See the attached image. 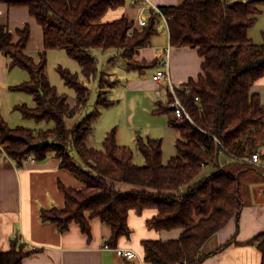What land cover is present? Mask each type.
<instances>
[{
  "label": "trees",
  "instance_id": "obj_1",
  "mask_svg": "<svg viewBox=\"0 0 264 264\" xmlns=\"http://www.w3.org/2000/svg\"><path fill=\"white\" fill-rule=\"evenodd\" d=\"M0 2L10 8L29 9L45 38L36 60L27 53L30 27L19 32L21 41L15 45L9 29L0 25V53L10 59L8 68L29 74V81L11 87V91L35 101V107L18 105L15 111L27 120L55 126L48 131L12 128L0 113L2 151L19 170L30 157L38 163L54 156L61 170H68L86 184L79 190L61 185L65 209L42 211L41 220L57 225L61 234L75 223L90 236L91 221L100 218L112 228L109 248H116L120 239L132 234L128 226L131 211L155 209L158 215L147 223L151 230L184 233L178 240L144 242L149 264H201L235 243L230 240L214 253L203 251L229 221L239 219L250 203L251 188L264 184V170L240 161L261 150L264 162V105L251 91L264 77V41L257 44L249 38V31L263 14L264 0H181L176 7L160 9L168 23L171 47L198 50L204 65L197 80L176 90L194 122L178 124L170 118V126L181 137L176 143L177 156L164 165L162 141L138 137L143 166L135 165L131 149L118 145L116 131L107 134L102 150L89 145L101 109L114 104L105 90L111 80L101 75L96 111L69 125L87 109L91 91L77 73L59 68L63 82L75 92L76 101L71 104L49 81L46 65L48 51L61 49L79 63L84 78L91 80L98 73L95 50L121 51L129 71L145 74L158 62H138L135 57L157 36L163 22L160 16L153 13L148 26L139 32L125 17L102 22L109 11L125 7L127 0ZM172 102L169 92L167 103L157 104L154 114L172 115ZM46 141L51 142L47 148L36 146ZM205 168L214 172L201 177ZM123 183L142 190L122 194L116 184ZM251 244H257L264 264V233ZM10 246L8 252L0 246V264H24L26 257L36 253L27 251L18 240Z\"/></svg>",
  "mask_w": 264,
  "mask_h": 264
},
{
  "label": "crops",
  "instance_id": "obj_2",
  "mask_svg": "<svg viewBox=\"0 0 264 264\" xmlns=\"http://www.w3.org/2000/svg\"><path fill=\"white\" fill-rule=\"evenodd\" d=\"M180 1L148 0V3H142L136 7L130 6L128 1L125 7L109 11L103 17L102 22L117 21L125 17L133 23L138 18H148L154 6L158 9L176 7ZM261 16H264V9ZM0 25L9 29L15 45L21 41L19 32L24 31L27 26L30 27L27 53L38 60L39 52L44 49L45 38L42 27L31 16L29 9L10 8L0 2ZM162 36H165V41L159 45L157 39ZM167 48L170 49L169 74L172 84L179 89L189 84L191 80L198 79L204 65V60L200 57L198 50L171 47L170 34L162 22L150 46L142 49L135 57L138 62L156 61L158 66L152 67V70L145 74L134 71V75L129 76L130 79L126 86L127 94L134 95L136 91L152 90L158 97H162L165 93L169 96V84L164 82L159 85L153 79V76L160 70L159 63L164 59ZM9 65L10 59L0 53V113L3 112L1 109L3 105H7L9 109L21 105L18 100L22 98L23 93L16 96L17 93L14 94L11 87L28 80L24 70L20 68L11 70L8 68ZM120 83L121 81L113 86L120 85ZM251 91L252 95L260 97L264 105V77L254 84ZM168 96L165 97V102L152 99L148 109L145 105L144 109L156 110L157 104L167 103ZM113 102L114 104L108 107L109 110L105 111H107L106 115H111L116 121L118 116L114 107L120 102ZM168 118L173 119V114ZM209 170L211 168H205L202 177H208L213 173ZM61 185L75 190L86 187V184L68 170H61L60 161L54 156L49 157L45 162L26 163L19 170L14 161L4 155L0 146V246L3 252H8L11 243L18 240L20 244L26 245L27 251H36L35 254L24 259V264H149L145 261L144 242L178 240L184 233L183 230L169 232L151 230L147 223L158 215V211L153 209L145 210L143 213L131 211L128 226L132 234L130 237L120 239L116 248H109L108 241L112 236V228H109L100 218L91 221L90 236H86L75 223L71 224L69 231L61 234L57 225L44 223L41 220L42 211L65 209L66 200L60 190ZM116 188L122 194L142 190L140 187L124 183L116 184ZM250 194V203L243 208L239 219L234 218L229 221L228 226L214 235L203 251L214 253L224 247L228 241L234 239L236 242L216 252L214 256L201 264H261L262 253L258 250L257 244L252 245L251 243L258 235L264 233V184L254 185ZM125 249L133 251L137 256L136 259L128 261L116 255L115 250L125 251Z\"/></svg>",
  "mask_w": 264,
  "mask_h": 264
},
{
  "label": "rangeland",
  "instance_id": "obj_3",
  "mask_svg": "<svg viewBox=\"0 0 264 264\" xmlns=\"http://www.w3.org/2000/svg\"><path fill=\"white\" fill-rule=\"evenodd\" d=\"M262 17L264 16H261L260 21H258V23L249 31V38L260 44L264 41V18ZM157 40L158 44L161 45L165 41V36L159 37ZM94 55L97 58L98 73L95 77H92L91 80H87L82 75V69L79 66V63L70 58L67 52L61 49L48 51L46 65L47 76L52 85L57 88L59 95H65L68 97L71 104H74L76 101L75 92L63 82L59 75L58 71L61 67L70 70L73 74L77 73L91 91V100L87 109L81 116H78L76 120L70 121L69 125H75L80 118L91 115L96 111L95 104L97 102V95L101 84L100 77L103 75L104 78L111 80V82L106 83V85L109 86L107 87V98L115 102H120L114 107L115 110H117L115 113H117L118 118L115 121L111 115H106L107 111L105 110H109V108L101 110V116H99L98 120L94 123V135L89 139V145L95 147L97 150H102L105 141L104 139L107 134L111 131H116L118 145L120 147L124 146L131 149L133 153H135V165L143 166L144 158L137 150L138 137L143 138L144 140H148L149 138L161 140L164 152L163 163L164 165H167L172 158L177 156L176 143L181 137L175 128L170 127V124L168 123V115H155L153 109L149 108L150 110H146L152 99H158L165 102L164 99L168 96L166 95L167 93L162 97H158L152 92V90L136 91L134 95L127 94L126 86L130 79L129 76L131 77L134 75V72L127 70V65L122 56V52L119 51V53H116L115 51L109 50H95ZM151 70L152 68L146 72ZM25 74L28 77V80H25V82H27L29 81V74L26 71ZM117 81H121L120 85L113 86ZM18 94L19 93L15 95L17 96ZM21 95L22 98L18 100V103L21 105H27L29 108L35 107L34 98H31L26 94ZM132 99L135 101H131ZM144 105L147 107L146 109H144ZM15 108L16 107L9 109L7 105L1 106L2 113H4L2 116L12 128L22 126L32 130L48 131V129H53L55 127L53 123H39L35 120H27L22 113L15 111ZM221 160L226 162L227 158L225 159V157H222ZM209 171L214 172V169L211 168ZM202 176L203 175H201V177Z\"/></svg>",
  "mask_w": 264,
  "mask_h": 264
},
{
  "label": "built area",
  "instance_id": "obj_4",
  "mask_svg": "<svg viewBox=\"0 0 264 264\" xmlns=\"http://www.w3.org/2000/svg\"><path fill=\"white\" fill-rule=\"evenodd\" d=\"M130 2V6H140L142 3H148V0H128ZM151 15L148 16V18H138L135 20L133 29L137 30L139 32H142L144 28L148 26L149 19L151 18L153 13H156L160 16L161 20H163L166 28L168 29V23L165 19L163 13H161L160 9L157 7L151 8ZM131 36V33L129 34ZM170 49L167 48L164 59L159 63L160 64V70L157 71V73L153 76L154 81L157 84H163L164 82H167L169 84V92L172 93L173 96V102L171 104V108L173 109V119L178 124H183L185 121L192 122V119L190 117V114L188 112L187 107L184 106L181 99L178 97L176 90L177 88L172 84V80L170 79L169 74V68H170ZM198 100V99H197ZM194 123V122H192ZM241 162H245L250 164L253 167H257L259 169L264 170V162L260 158V152L256 151L249 159L247 160H240ZM35 158L30 157L27 161V163L34 164ZM116 255L124 260L133 261L136 259V255L131 250H115Z\"/></svg>",
  "mask_w": 264,
  "mask_h": 264
},
{
  "label": "water",
  "instance_id": "obj_5",
  "mask_svg": "<svg viewBox=\"0 0 264 264\" xmlns=\"http://www.w3.org/2000/svg\"><path fill=\"white\" fill-rule=\"evenodd\" d=\"M50 144H51L50 141H46V142L39 143L36 146L43 149V148H47Z\"/></svg>",
  "mask_w": 264,
  "mask_h": 264
}]
</instances>
